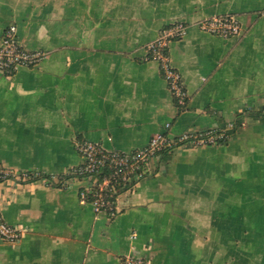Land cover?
I'll use <instances>...</instances> for the list:
<instances>
[{"label": "crops", "instance_id": "1", "mask_svg": "<svg viewBox=\"0 0 264 264\" xmlns=\"http://www.w3.org/2000/svg\"><path fill=\"white\" fill-rule=\"evenodd\" d=\"M231 14L238 35L198 23ZM169 44L189 101L179 112L147 44ZM35 66L0 70V163L51 176L81 163L80 139L132 152L153 136L219 126L264 106V0H0ZM117 197L114 216L80 201L86 178L0 183L2 214L21 229L0 238V264H264V123L247 116L226 144L175 147Z\"/></svg>", "mask_w": 264, "mask_h": 264}, {"label": "built area", "instance_id": "2", "mask_svg": "<svg viewBox=\"0 0 264 264\" xmlns=\"http://www.w3.org/2000/svg\"><path fill=\"white\" fill-rule=\"evenodd\" d=\"M201 29L210 33L219 34L225 37L238 35L241 32V25L236 16L227 14L202 20L198 23ZM186 30V25L175 22L164 27L158 37L147 44V58L157 61L161 73L166 79L173 97L179 104H185L187 91L183 83L181 73L175 69L170 60L169 44L173 39L181 37ZM47 53L41 49L31 50L26 48L17 37V27L14 24L8 25L3 31L0 40V70L11 74L18 66H35L39 64ZM217 136L212 130L186 131L177 137H171L162 133L152 137L146 147L132 152L109 151L100 144L90 140L77 141L76 147L82 157L81 163L69 168L64 172L44 177L38 171L17 170L0 163V183L6 180L16 182H28L33 179L46 178L49 185L63 187L68 181L75 178H86L89 186L80 193L82 203L89 202L94 211L101 212L113 210L114 207L107 200L108 194L112 191V181L120 178L125 182L132 175L141 177V168L149 161H153L156 153L163 148L170 147L177 142L191 145L215 144ZM106 163L114 167V172L104 175L101 178L96 174L100 167ZM85 175V176H84ZM126 184L121 186L122 191ZM93 192V199L87 200V191ZM21 229L8 223L2 214V200L0 198V238L8 242H15L21 237ZM122 264H146L138 257H125Z\"/></svg>", "mask_w": 264, "mask_h": 264}, {"label": "trees", "instance_id": "3", "mask_svg": "<svg viewBox=\"0 0 264 264\" xmlns=\"http://www.w3.org/2000/svg\"><path fill=\"white\" fill-rule=\"evenodd\" d=\"M174 101L178 107L179 112H181L186 109L189 98L187 96L185 104H179L175 97H174ZM247 116L254 117L258 119L260 122L264 123V106H259L256 108H244L243 110L237 112L230 121H227L225 118H223V116L220 113H217L219 126L214 129H211L212 132L217 136L215 140V144L228 143L231 140V138L236 135L237 131L244 125V120ZM81 140L83 139H80L78 141ZM181 144L182 143L177 142L176 144H173L170 147L161 149L156 153L155 159L157 158L158 161H162V159H166L170 157L175 147ZM140 171H141V177L139 178H136L134 177V175H132V177L129 180H126L125 182L121 179V177L116 179L115 181H112L111 186L113 189L108 194L107 200L112 204L114 209L112 211L109 210V208L106 209L109 215L114 216L117 213L116 201H117V197L119 196V194H121V192L132 189L137 183L142 181V179H144L146 176L154 173L155 171L154 160L153 161L151 160L147 164H145V166L142 167ZM112 172H114V167L106 163L105 165L100 167L99 172H97L96 175L101 178L102 176L110 174ZM44 177H49V176L45 175ZM124 184H126V186L125 189L122 191L121 186ZM92 199H93V192L87 191V200L91 201Z\"/></svg>", "mask_w": 264, "mask_h": 264}]
</instances>
